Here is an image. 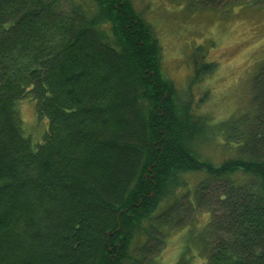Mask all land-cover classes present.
Returning a JSON list of instances; mask_svg holds the SVG:
<instances>
[{
    "label": "trees",
    "instance_id": "trees-1",
    "mask_svg": "<svg viewBox=\"0 0 264 264\" xmlns=\"http://www.w3.org/2000/svg\"><path fill=\"white\" fill-rule=\"evenodd\" d=\"M63 1L0 0V264H153L180 229L176 264H264V64L253 115L211 125L130 0ZM22 99L47 120L34 146ZM213 136L233 154L219 164L200 155Z\"/></svg>",
    "mask_w": 264,
    "mask_h": 264
},
{
    "label": "rangeland",
    "instance_id": "rangeland-1",
    "mask_svg": "<svg viewBox=\"0 0 264 264\" xmlns=\"http://www.w3.org/2000/svg\"><path fill=\"white\" fill-rule=\"evenodd\" d=\"M71 0L62 2L68 9ZM133 8L148 23L160 46L161 72L172 81L178 93L191 94V108L213 125L230 118L249 117L252 107L253 80L264 64V6L230 4L205 7L196 0H130ZM201 62L212 65L206 74L196 73ZM196 63V66L194 64ZM24 133L36 145L47 128V120H39L35 103L30 99L16 102ZM203 160L219 164L233 154L212 140L200 148ZM205 178L201 172L182 177L185 188L177 191L174 203L191 201L194 190ZM173 202H168L172 204ZM167 204V205H168ZM208 214L198 217V224ZM183 230L172 233L153 264H176L182 246ZM193 264H204L194 257Z\"/></svg>",
    "mask_w": 264,
    "mask_h": 264
}]
</instances>
